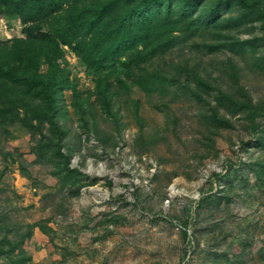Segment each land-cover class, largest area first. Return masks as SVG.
<instances>
[{"label":"rangeland","instance_id":"rangeland-1","mask_svg":"<svg viewBox=\"0 0 264 264\" xmlns=\"http://www.w3.org/2000/svg\"><path fill=\"white\" fill-rule=\"evenodd\" d=\"M212 1L202 0L194 16ZM21 30L17 17L0 16V40ZM172 35L171 46L131 77L121 65L102 72L108 114L93 93L97 76L62 46V151L86 183L64 185L53 172L57 157H39L46 128L0 125V244L23 237L12 252L0 251V264L21 251L29 257L22 264H264V179L250 166L264 157V115L256 131L247 116L248 105L264 102L261 19L229 0L193 30ZM72 90L83 116L70 104ZM211 107L224 117L220 125ZM213 173L229 174L216 181ZM241 177L225 198L218 193L197 206L201 195Z\"/></svg>","mask_w":264,"mask_h":264},{"label":"trees","instance_id":"trees-1","mask_svg":"<svg viewBox=\"0 0 264 264\" xmlns=\"http://www.w3.org/2000/svg\"><path fill=\"white\" fill-rule=\"evenodd\" d=\"M228 2L213 0L208 9L195 17L194 12L202 0H0V16L17 17L23 34L0 40V125L19 121L32 131L34 127L40 132L46 128L39 144L41 151L37 152L39 157L44 153L57 157L53 172L64 185L78 187L86 183L82 181L83 173L69 166L68 156L62 151L65 132L59 114L64 109L60 107L58 95L62 85L67 87L62 84L65 80L57 62L63 54L62 46L70 48L88 71L97 76L93 93L100 108L108 114L111 111L110 82L108 75H102L104 70L111 68L114 73L117 65H121L125 75L131 77L134 70L142 69L139 64L145 58L171 46L174 30L185 33L193 30L201 18L209 19ZM236 3L242 10L254 8L264 29V0H236ZM130 62L134 63V68ZM42 63L46 65L45 72L39 71ZM71 96L74 112L83 116V102L74 90ZM247 110L251 128L256 131L259 128L256 117L264 115V102L248 105ZM211 116L215 126L224 120L214 107H211ZM259 142L264 152L262 136ZM250 166L256 178L263 180L264 157ZM228 174L213 173L216 181ZM243 179H227L212 194L201 195L197 206L214 202L219 198L218 193L225 198L241 187ZM35 225L45 234L54 232L45 222ZM182 234L187 236L185 221ZM22 238L13 243L2 238L1 243L6 244L7 249L0 244V251L12 252ZM23 254L19 252L9 264H22L29 259Z\"/></svg>","mask_w":264,"mask_h":264}]
</instances>
